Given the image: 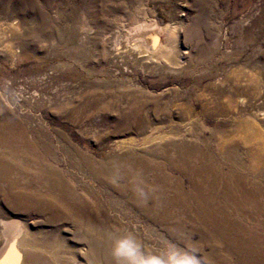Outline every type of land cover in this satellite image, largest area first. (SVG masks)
Returning a JSON list of instances; mask_svg holds the SVG:
<instances>
[{
    "label": "bare ground",
    "instance_id": "bare-ground-1",
    "mask_svg": "<svg viewBox=\"0 0 264 264\" xmlns=\"http://www.w3.org/2000/svg\"><path fill=\"white\" fill-rule=\"evenodd\" d=\"M128 20L132 25L121 23L109 37L115 50L122 38L133 36L130 44L142 69L164 74L176 65L189 68L191 59L171 45L168 35L158 41L157 33L167 32L168 25ZM120 75L108 74L101 89L82 94L85 117L76 119L79 106L64 114L83 124L99 114H118L113 132L123 133L115 135L111 149L116 154L110 158H96L55 131L50 139L30 138L22 119L0 105V264H167L151 242L137 239V225L109 221L112 211L130 212L174 243L185 239L184 229L190 227L197 237L192 247H208V260L222 264L223 258L238 255L246 264H264V235L247 231L233 218L257 224L263 214L264 179L256 171L264 167V149L257 154L244 147L239 155L245 164L236 143L221 139L228 136L221 128L231 125L224 120L228 116L237 120L234 130L247 126L249 136L257 133L250 115L236 109V101L251 102L235 87L221 85L210 88L209 98L198 93L192 99L189 86L152 94Z\"/></svg>",
    "mask_w": 264,
    "mask_h": 264
},
{
    "label": "rangeland",
    "instance_id": "rangeland-1",
    "mask_svg": "<svg viewBox=\"0 0 264 264\" xmlns=\"http://www.w3.org/2000/svg\"><path fill=\"white\" fill-rule=\"evenodd\" d=\"M129 16L168 25L167 32L157 33L158 41L165 42L168 35L171 45L191 59L189 68L183 71L176 65L174 72L164 74L151 67L142 69L136 63L137 49L130 44L133 36L122 38L115 50L109 37L121 23L132 25ZM119 73L152 94L189 86L192 99L198 93L209 98L214 85L235 87L251 102L245 106L236 101V109L250 115L257 133L249 136L247 126L234 130L237 120L228 116L224 120L231 125L221 127L228 136L220 138L236 143L233 147L245 164V157L239 155L244 147L251 146L257 154L264 149V0H0V105L22 119L30 138L50 139L55 131L96 158L115 155L111 143L123 133L121 129L113 132L121 119L118 114H99L86 124L64 114L79 106L76 119L83 118L88 110L82 94L101 89L108 74ZM208 141L214 147V141ZM252 159L256 162L255 154ZM256 175L264 179V167ZM260 202L263 214L257 218L258 225L237 215L233 218L247 231L264 235V203ZM129 214L112 211L109 221L122 219L137 225V239L151 242L167 264H220L205 258L208 247H192L197 237L189 233L190 227L184 229L185 239L174 243L163 230L145 227ZM206 226L214 229L211 223ZM223 259L222 264H246L238 255Z\"/></svg>",
    "mask_w": 264,
    "mask_h": 264
}]
</instances>
